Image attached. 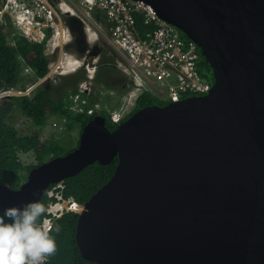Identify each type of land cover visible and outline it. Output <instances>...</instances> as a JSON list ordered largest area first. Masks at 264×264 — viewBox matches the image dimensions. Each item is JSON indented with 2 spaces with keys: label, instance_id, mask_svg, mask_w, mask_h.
I'll return each mask as SVG.
<instances>
[{
  "label": "water",
  "instance_id": "water-1",
  "mask_svg": "<svg viewBox=\"0 0 264 264\" xmlns=\"http://www.w3.org/2000/svg\"><path fill=\"white\" fill-rule=\"evenodd\" d=\"M144 1L197 42L211 91L140 108L114 130L94 116L73 150L33 167L17 189L0 183V211L118 157L78 214L85 259L264 264V0Z\"/></svg>",
  "mask_w": 264,
  "mask_h": 264
},
{
  "label": "built area",
  "instance_id": "built-area-1",
  "mask_svg": "<svg viewBox=\"0 0 264 264\" xmlns=\"http://www.w3.org/2000/svg\"><path fill=\"white\" fill-rule=\"evenodd\" d=\"M78 1L80 6L71 0H0V25L10 24L28 41L44 44L45 53L50 58L49 72L45 77H37L25 88L0 90V97H32L46 77L76 71L81 62L69 49L75 41L70 18L75 15L82 21L90 20L89 14L95 11L103 13L108 24V30L101 35L127 60L128 72L134 73L136 81L148 86L147 90L157 97L177 102L211 91L213 83L199 69V64L206 61L197 42L184 38L180 29L164 20L153 5L144 0ZM135 13L142 15L143 24L148 28L145 32L138 28ZM95 67L87 65L90 72ZM22 75L27 80L34 78L33 69L25 64ZM90 77V82L81 83L77 91L69 94L66 108L71 113L87 116H96L106 110L112 123L123 122L141 92L132 93L128 101L113 107L104 103L102 97H96L91 85L93 74ZM67 122V117H62L59 128H65ZM62 191V182L49 191V196L55 198L45 218L51 227L64 213L79 214L83 210V204L65 198Z\"/></svg>",
  "mask_w": 264,
  "mask_h": 264
},
{
  "label": "trees",
  "instance_id": "trees-1",
  "mask_svg": "<svg viewBox=\"0 0 264 264\" xmlns=\"http://www.w3.org/2000/svg\"><path fill=\"white\" fill-rule=\"evenodd\" d=\"M135 17L140 31L145 32L148 30L143 24L142 15L135 13ZM180 32L184 38H189L181 30ZM25 64L33 69L34 78L27 80L22 75ZM49 64L50 58L45 53L44 44L30 43L25 37L15 32L10 24L0 25V90L27 87L37 77H45L48 74ZM199 69L204 77L212 83L214 82L213 69L208 62L200 63ZM72 76H76L75 81L71 84L72 89H67L66 92L58 97L54 96V90L56 89L54 84L39 85L32 97H0V183L17 189L27 179V175L33 167L53 157L64 155L78 146L83 127L94 116L71 113L66 108V100L69 94L77 91L79 83L88 78L84 69H80L67 77ZM64 78L66 77L64 76ZM169 102L157 97L148 90H144L136 98L135 106L127 118L140 108L155 104L166 105ZM15 110H19L37 128L44 127L51 115L61 118L67 117L69 131L74 129L75 126L79 127L76 145L68 147L72 142L71 140L66 143L53 139L42 141L38 132H34L32 135H20L17 128L9 121ZM100 114L106 118V125L110 130H114L117 127L118 124L111 122L106 110H103ZM30 151H34L37 162L25 165L20 159V154ZM117 164L118 157H115L108 164L96 161L86 166L78 174L64 179L62 181L63 196L65 198H73L76 202L84 205L93 194L109 181L115 172ZM23 171H26L27 174L24 175ZM55 185H50L41 199V202L47 208L55 200V198L49 196V191ZM48 215L47 211L43 219ZM78 216L75 212H66L54 220L51 234L55 237L57 248L48 257L46 264H99L85 259L78 247L76 240ZM57 225L59 226V231H56Z\"/></svg>",
  "mask_w": 264,
  "mask_h": 264
},
{
  "label": "rangeland",
  "instance_id": "rangeland-1",
  "mask_svg": "<svg viewBox=\"0 0 264 264\" xmlns=\"http://www.w3.org/2000/svg\"><path fill=\"white\" fill-rule=\"evenodd\" d=\"M91 16L92 15L89 14L90 20L86 19V21H82L85 28L88 24L90 25V23H95V19H92ZM93 28L96 29L95 27H91L92 31L90 28L85 30L86 39L83 36V41L81 42V46H83L81 47L82 50L78 48L76 38L74 44H72L73 49L71 53L81 62L76 71L78 72V70L84 69L86 76L88 75L87 79L89 82L91 81L90 76L93 74L91 85L96 97H102V101L104 103L117 107L128 101L132 93H140L147 90L148 86H142L136 81L134 73L128 72L129 64L127 60L110 45L108 40L103 35L100 36L97 33L98 36H95L93 32L95 30ZM96 44L98 45L96 53H88L87 48L89 45L94 46ZM88 64L91 68H93V66L96 67L90 72L87 69ZM76 71L53 75L49 77L50 80L48 82L46 80L44 82H47V85L54 84L56 86L54 96L58 97L66 92L67 89H72L71 84L75 81L76 76H67L76 73ZM64 76L66 78H64ZM117 76H121L123 80H113ZM87 79L83 80V82L87 81ZM81 83L77 86L78 88ZM61 120V117L51 115L44 127L37 128L34 123L24 116L19 110H15L9 119L10 123L17 128L20 135H32L34 132H38L42 141L53 139L61 143H66L71 140L72 142L68 147H73L76 145L75 143L79 135V127L75 126L74 129L69 131L67 122L64 125L65 128L60 129L59 126L61 125ZM35 157L34 151L20 154V159L25 165L36 163L37 161ZM23 174L26 175V171H23Z\"/></svg>",
  "mask_w": 264,
  "mask_h": 264
},
{
  "label": "clouds",
  "instance_id": "clouds-1",
  "mask_svg": "<svg viewBox=\"0 0 264 264\" xmlns=\"http://www.w3.org/2000/svg\"><path fill=\"white\" fill-rule=\"evenodd\" d=\"M47 211L39 199L0 211V264H46L57 248Z\"/></svg>",
  "mask_w": 264,
  "mask_h": 264
},
{
  "label": "crops",
  "instance_id": "crops-1",
  "mask_svg": "<svg viewBox=\"0 0 264 264\" xmlns=\"http://www.w3.org/2000/svg\"><path fill=\"white\" fill-rule=\"evenodd\" d=\"M71 1H73L74 3H75V5H79L80 6V3H79V1L78 0H71ZM77 11H78V9H77ZM92 16V19H95V23L93 22V23H90V25L88 24V26L86 27V30H88L89 28H90V30L92 31V29H91V27H95L96 29H94L95 31H93L94 32V35L95 36H98V34L100 35V36H102L100 33H102V32H104V31H107L108 30V24H107V22H106V19H105V16H104V14L103 13H100V12H97V11H95V12H93L92 14H91ZM72 16H75V15H72ZM85 19V18H84ZM85 21V20H84ZM97 23V24H96ZM91 26V27H90ZM106 29V30H105ZM98 33V34H97ZM70 51H72V49H73V46H70Z\"/></svg>",
  "mask_w": 264,
  "mask_h": 264
},
{
  "label": "flooded vegetation",
  "instance_id": "flooded-vegetation-1",
  "mask_svg": "<svg viewBox=\"0 0 264 264\" xmlns=\"http://www.w3.org/2000/svg\"><path fill=\"white\" fill-rule=\"evenodd\" d=\"M77 23H78V22L74 23L75 30L73 31V34H74V36H75V38H76V42H77V46H78V48H79L80 50H82L81 47H83V46H81V42H79L78 39H79V37H81V36H84L85 39H86V35H85V30H86V28H85L83 22H82V25L77 24ZM97 47H98L97 44L94 45V46H90V45H89V47L87 48V52H88V53H92V54H93V53H96V51H97ZM113 80H116V81H122L123 79H122L121 76H117V77H115Z\"/></svg>",
  "mask_w": 264,
  "mask_h": 264
},
{
  "label": "bare ground",
  "instance_id": "bare-ground-1",
  "mask_svg": "<svg viewBox=\"0 0 264 264\" xmlns=\"http://www.w3.org/2000/svg\"><path fill=\"white\" fill-rule=\"evenodd\" d=\"M11 39V38H10ZM15 39V38H14ZM30 42V41H29ZM31 43V42H30ZM32 164V163H31Z\"/></svg>",
  "mask_w": 264,
  "mask_h": 264
}]
</instances>
